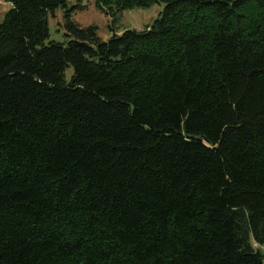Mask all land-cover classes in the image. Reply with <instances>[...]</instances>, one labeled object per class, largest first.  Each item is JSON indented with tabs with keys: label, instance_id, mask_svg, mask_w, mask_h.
<instances>
[{
	"label": "trees",
	"instance_id": "obj_1",
	"mask_svg": "<svg viewBox=\"0 0 264 264\" xmlns=\"http://www.w3.org/2000/svg\"><path fill=\"white\" fill-rule=\"evenodd\" d=\"M5 1L0 264H264V0Z\"/></svg>",
	"mask_w": 264,
	"mask_h": 264
},
{
	"label": "rangeland",
	"instance_id": "obj_2",
	"mask_svg": "<svg viewBox=\"0 0 264 264\" xmlns=\"http://www.w3.org/2000/svg\"><path fill=\"white\" fill-rule=\"evenodd\" d=\"M69 5L78 3L85 5L82 8H74L73 18L81 25L94 24L97 27L99 36L103 39L108 38L113 32L119 33L126 27L142 28L150 23L158 14L162 3L154 2L147 7H132L124 9L115 15L105 14L94 5V0H73ZM9 1L0 0V21L3 19L5 11L10 8ZM61 10V9H60ZM63 13V12H62ZM65 26L63 24V15L56 11L55 15L49 19V38L55 40H64L66 38ZM72 73V67L68 66L65 70L67 78ZM264 254V245H261Z\"/></svg>",
	"mask_w": 264,
	"mask_h": 264
}]
</instances>
